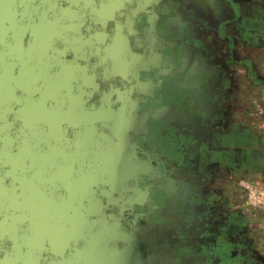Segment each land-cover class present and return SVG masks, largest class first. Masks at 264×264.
<instances>
[{
	"label": "flooded vegetation",
	"instance_id": "af4514ba",
	"mask_svg": "<svg viewBox=\"0 0 264 264\" xmlns=\"http://www.w3.org/2000/svg\"><path fill=\"white\" fill-rule=\"evenodd\" d=\"M253 1L77 0L65 22L76 38L65 60L80 72L64 80L88 90L86 99L121 110L128 151L139 157L137 191L124 192L121 208L147 264H264V245L251 234L258 214L252 225L220 185L231 177L244 191L257 154L245 150L253 138L228 121L210 128L203 145L199 129L203 114L216 123L218 103L233 93L221 76L251 58L238 48L253 46ZM223 138L234 148L214 146Z\"/></svg>",
	"mask_w": 264,
	"mask_h": 264
},
{
	"label": "water",
	"instance_id": "95a60500",
	"mask_svg": "<svg viewBox=\"0 0 264 264\" xmlns=\"http://www.w3.org/2000/svg\"><path fill=\"white\" fill-rule=\"evenodd\" d=\"M77 5V0H0V177L9 190L12 182H19L21 177L11 171L12 167L18 172L19 163H23L24 178L29 176L26 166H41L42 190L48 182L47 190L55 193L66 182V175L57 171L59 162L70 161V188L74 196L70 208L76 210L68 218L60 219L51 206L42 205L44 195H41L38 225H28L25 213L13 214V207L3 205L5 192L0 189V264H147L140 249L141 239L131 229L132 225L128 228L123 222L127 210L121 208L123 195L125 191H137L133 176L139 167V157L128 151L131 140L119 122L121 110L109 101L86 99L82 94L89 96L88 90L64 80L72 72L73 75L80 72L65 60L76 41L68 34L65 22L72 18ZM25 8L32 11L30 22L22 18ZM28 54H41V67H36ZM13 61H30L37 75L41 68V141L38 142L27 140V130L26 140L3 139L8 125L17 127L23 118L19 110L3 113L4 107L16 102V97H10L12 87L16 93L26 92L25 84L34 80L21 75L8 77V69L15 75L20 73L21 68L10 65ZM14 132L11 130L10 139L15 138ZM34 143L41 145V155L31 162L25 156ZM83 170L87 177L86 193L91 198L89 203L87 198L84 205H79L76 197L83 181L78 179ZM45 175L51 177L46 181ZM97 178L103 182V189L99 188ZM134 201L129 210L133 209Z\"/></svg>",
	"mask_w": 264,
	"mask_h": 264
},
{
	"label": "crops",
	"instance_id": "0c3cea01",
	"mask_svg": "<svg viewBox=\"0 0 264 264\" xmlns=\"http://www.w3.org/2000/svg\"><path fill=\"white\" fill-rule=\"evenodd\" d=\"M251 13L252 15L249 19L252 24L250 29V33L252 34L250 35H252L254 39L253 46L249 47V49L238 48L239 54H247V56L251 58H247L248 60L245 61V65L239 64L238 67H234L230 76L229 74L226 75V72L224 76L221 74L220 80L222 86L224 89L232 87L233 93L228 97L222 98L218 103L219 112L216 123L209 125L208 118L203 114V116H205L203 119L204 123L201 122L199 129H201L203 145H208L211 142L210 128L215 129L216 127L222 129V126L228 124V121L230 125L237 128V130L240 128L245 129L252 136L253 144L245 148V150L248 153H250L251 150H256L257 154L252 158L251 164L253 165V169L249 172L247 178L241 181V183L243 182L244 191L239 195V192H241L238 191L239 183L236 184L238 188L232 187L231 177L222 179L220 185L221 188L224 189V192L227 193L231 205L245 212L248 215V219L252 222V225H254L252 221L254 214H258L259 216V218L256 219V225H263V207H253L254 205L251 204L245 184H250L252 188L258 190H264V44L258 43L259 37L264 38V0H254L251 5ZM257 30L260 31L258 34L256 33ZM229 77L230 80H228ZM226 139L227 138H223L220 142L216 141L214 146L218 144L217 146L219 148L227 147L231 150L233 144L231 145V142ZM221 155L222 154H218L217 158L219 167H222L221 161L225 160ZM162 184L163 187L167 186L165 183ZM256 192L257 191H254V193ZM157 208L160 209L161 207L157 206ZM256 230L258 229H252L253 232H251V234L253 237L259 238L264 245V238L257 236ZM180 254L193 257L191 252H187V254L181 252ZM189 260H191L190 263L193 264L192 259ZM202 264L204 263L202 262Z\"/></svg>",
	"mask_w": 264,
	"mask_h": 264
},
{
	"label": "rangeland",
	"instance_id": "374dc122",
	"mask_svg": "<svg viewBox=\"0 0 264 264\" xmlns=\"http://www.w3.org/2000/svg\"><path fill=\"white\" fill-rule=\"evenodd\" d=\"M22 2L26 0H21ZM27 1H36V0H27ZM41 2V0H39ZM29 5V4H28ZM31 14L32 11L24 9V12L22 14V18H28V22L31 21ZM44 14V13H43ZM41 18H39L40 22ZM39 23H35L37 25ZM38 54H28V57L30 61L38 67L40 63V55ZM30 61H18L15 63V61L10 62V65L14 66L17 68V66L20 69V73L18 75H15L14 72L11 69H8L9 75L8 77L10 78H17L19 75L21 77H24L25 79H34L32 80L33 82H27L26 85V92L22 91L21 93H16L14 87H12V90L10 92L11 98H17L16 102H14V105H7L6 107L3 108V113L5 111H8L9 113H15L14 111H17L20 115V122L18 123L17 127H14L13 124L8 125V129H10L8 133V129L6 132H3V139L11 140L14 141L16 139H21V140H26V132L25 130L28 131L29 135L27 137V140L29 139H36L35 141H41V68L40 72L37 75L34 70V65L29 64ZM30 62V63H31ZM9 65V64H8ZM25 75V76H24ZM52 85V84H51ZM18 86V84L15 85V87ZM20 113H23L24 115L21 116ZM33 118V120H32ZM40 118V119H39ZM29 123V124H28ZM17 125V124H16ZM29 127V128H28ZM11 130H15V135L13 139H10L12 137L10 136ZM55 136V134H53ZM41 145L38 143H34L32 145V148H29L28 151H31L27 156L29 157L31 162H34L33 158L38 157L41 155ZM68 152H70V148H68ZM22 155V154H21ZM18 161H25L22 159H19ZM61 162V161H60ZM57 171L59 174H65L66 175V182L65 185H62L64 188H57L58 191L57 195L56 192H49L48 189V182H46L45 189L42 190L41 188V166H26L25 167V172L26 174H29L27 177H22L24 175L23 173V163L21 164V167L19 171L17 172L14 167H12L11 171L13 173H16L15 175H19L20 181L17 182L14 180L12 184L10 185V189L8 190V185H6L5 180L2 179L3 177H0V189L5 192L4 194V201L2 202L3 205L6 206H11L13 207V214L22 212L25 213L24 219L29 220L28 225H38V213H39V218L41 216V195H44V201L43 204L46 207L51 206L53 213L60 219L66 217L68 218L70 216V213H74L76 210H72L70 207L73 205L74 201V196H71V188H70V178L71 175L70 173L72 172L71 169V164L70 161H67L66 163H60ZM72 165H74L72 163ZM42 171L46 173V169H42ZM86 170H83V175L78 179V181H83V187L78 190V194L76 197L77 204H85L86 199H88V203L90 201L91 195L87 196L86 193V176L85 172ZM20 172V173H19ZM7 176V175H4ZM51 175L47 176L45 175L46 181L48 178H50ZM98 179V178H97ZM98 186L100 189H103V182L101 179H98ZM243 183V182H242ZM248 183V182H247ZM18 184V185H17ZM245 186L250 187V189H247V194L250 195V191H257L256 193L261 197V203L254 205V208L263 207L262 211L264 212V190H258L255 188H252L250 184H245ZM263 191V192H262ZM65 207V208H64ZM102 215H98V217H101ZM21 219L23 220V215L20 216ZM6 217L3 218V222L5 221ZM264 220V219H263ZM41 225V221L40 224ZM65 225V224H64ZM256 226V227H255ZM255 228L259 227L260 232L264 236V224L263 225H254ZM35 228V227H34ZM24 239V237H23Z\"/></svg>",
	"mask_w": 264,
	"mask_h": 264
},
{
	"label": "built area",
	"instance_id": "2783aa9c",
	"mask_svg": "<svg viewBox=\"0 0 264 264\" xmlns=\"http://www.w3.org/2000/svg\"><path fill=\"white\" fill-rule=\"evenodd\" d=\"M247 189H250V187L246 186ZM250 201L251 204L256 205L261 203V197L259 195H257L256 193H254L253 191H250Z\"/></svg>",
	"mask_w": 264,
	"mask_h": 264
}]
</instances>
